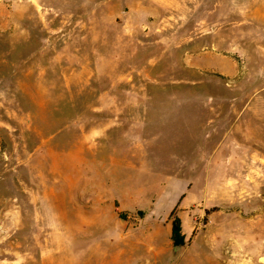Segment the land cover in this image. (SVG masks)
Wrapping results in <instances>:
<instances>
[{"label": "rangeland", "instance_id": "rangeland-1", "mask_svg": "<svg viewBox=\"0 0 264 264\" xmlns=\"http://www.w3.org/2000/svg\"><path fill=\"white\" fill-rule=\"evenodd\" d=\"M262 1L0 0V264H264Z\"/></svg>", "mask_w": 264, "mask_h": 264}, {"label": "trees", "instance_id": "trees-1", "mask_svg": "<svg viewBox=\"0 0 264 264\" xmlns=\"http://www.w3.org/2000/svg\"><path fill=\"white\" fill-rule=\"evenodd\" d=\"M171 239L173 246H183L185 244V237L182 233V224L179 217H175L171 227Z\"/></svg>", "mask_w": 264, "mask_h": 264}, {"label": "crops", "instance_id": "crops-1", "mask_svg": "<svg viewBox=\"0 0 264 264\" xmlns=\"http://www.w3.org/2000/svg\"><path fill=\"white\" fill-rule=\"evenodd\" d=\"M260 1V0H259ZM158 3H162L165 4L167 2V0H157ZM261 6H264V2L262 1V3H260ZM184 235V234H183Z\"/></svg>", "mask_w": 264, "mask_h": 264}, {"label": "water", "instance_id": "water-1", "mask_svg": "<svg viewBox=\"0 0 264 264\" xmlns=\"http://www.w3.org/2000/svg\"><path fill=\"white\" fill-rule=\"evenodd\" d=\"M119 223H120V225H124L125 224V219L120 218ZM177 247H180V246H176V248Z\"/></svg>", "mask_w": 264, "mask_h": 264}]
</instances>
